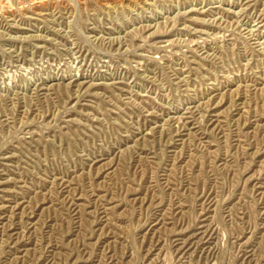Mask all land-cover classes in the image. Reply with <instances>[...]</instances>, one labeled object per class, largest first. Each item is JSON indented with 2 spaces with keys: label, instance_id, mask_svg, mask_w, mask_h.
Segmentation results:
<instances>
[{
  "label": "rangeland",
  "instance_id": "1",
  "mask_svg": "<svg viewBox=\"0 0 264 264\" xmlns=\"http://www.w3.org/2000/svg\"><path fill=\"white\" fill-rule=\"evenodd\" d=\"M0 264H264V0H0Z\"/></svg>",
  "mask_w": 264,
  "mask_h": 264
}]
</instances>
